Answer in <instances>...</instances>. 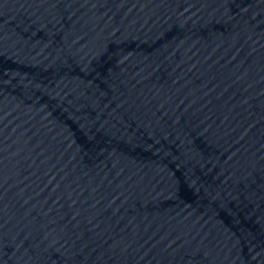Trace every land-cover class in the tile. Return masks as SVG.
Here are the masks:
<instances>
[{
    "label": "water",
    "instance_id": "water-1",
    "mask_svg": "<svg viewBox=\"0 0 264 264\" xmlns=\"http://www.w3.org/2000/svg\"><path fill=\"white\" fill-rule=\"evenodd\" d=\"M0 264H264V0H0Z\"/></svg>",
    "mask_w": 264,
    "mask_h": 264
}]
</instances>
